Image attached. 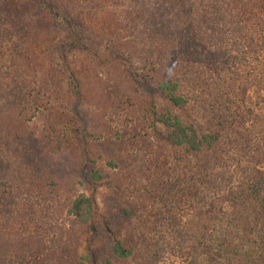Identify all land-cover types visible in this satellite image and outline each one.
I'll list each match as a JSON object with an SVG mask.
<instances>
[{
	"label": "trees",
	"instance_id": "16d2710c",
	"mask_svg": "<svg viewBox=\"0 0 264 264\" xmlns=\"http://www.w3.org/2000/svg\"><path fill=\"white\" fill-rule=\"evenodd\" d=\"M115 5L130 10L116 20ZM145 89L166 103H148L156 136L183 149V176L197 177L176 189L159 165H140L153 199L175 190L197 201L186 219L161 216L148 230L149 184L123 198L117 174L101 209L106 169L89 168L91 154L121 165L104 133ZM79 175L93 193L70 190ZM61 212L73 229L51 236L46 218ZM134 246L145 264L165 253L264 264V0H0V264H122Z\"/></svg>",
	"mask_w": 264,
	"mask_h": 264
},
{
	"label": "rangeland",
	"instance_id": "374dc122",
	"mask_svg": "<svg viewBox=\"0 0 264 264\" xmlns=\"http://www.w3.org/2000/svg\"><path fill=\"white\" fill-rule=\"evenodd\" d=\"M126 2V1H125ZM124 3V2H122ZM112 11V14L115 16L116 20L120 18V16L123 15V11L126 9H129L127 7H121L120 5H115V6H109ZM109 8V9H110ZM130 10V9H129ZM117 22V21H116ZM116 28L121 27V25L117 22L115 25ZM129 36V34H128ZM130 39L136 40L137 43V38L130 33ZM128 37V38H129ZM127 38V39H128ZM143 67L140 65H136L132 70L136 72V74H142L148 71V69L143 70ZM136 70V71H135ZM146 74V73H145ZM136 89L137 87L134 86ZM151 91L149 89H145L143 93V100L140 101V105L137 106L138 104L133 105L131 107L130 105H126L125 110L119 111V116L115 117L113 120H111V132L104 133L105 137L109 136V138L114 142L116 141L118 143L117 149L120 154V158L117 159V161L121 162V165L117 168H110L104 164V158L99 159L98 154H91L90 157L91 159L93 158L95 163H90L89 168L95 170V169H101L105 168L106 169V174L104 177V181L101 186H99V189L96 193L97 196V202L101 205V209H103V204L105 201H109L110 198H112V189L114 188V185L112 183L114 180H118L116 175L122 176V180L119 181V184L121 186V197L123 198H131L138 192L135 191L136 187H138L139 183H142L143 185L148 186V191L150 192L151 195V200L149 202V205L147 206L148 208V214L146 215V218L144 222L142 223V228L143 230L152 228L156 224V220L159 219L161 216L162 217H182L183 219H186L187 217L190 216V213L195 210V207H192V204L196 205L197 201L193 200V198H190V201H184L185 200V195L181 194V191L176 192L175 190H171V193H168V195H165L164 197L167 198V201H161L153 199L152 195H158L155 194L156 191H153L152 188H154L153 185H155V182L152 183V180L150 181L149 179L146 180L145 175L138 169H140V165L142 163H152V164H157L160 166V171H165L164 177L168 176L170 174L172 179H178V180H166V186L170 187V182H172V188H179L183 186L185 183L188 185L194 184L193 182H197V177H193V180H186L183 176V173H185V170L182 168L185 166V157H186V152L183 149L180 148H174L170 145H168L165 141V143L162 141V139H158V137L155 134V123H154V116H153V107H149L148 103H150V100H153L154 102L157 101L158 103L156 104L158 107H165L166 103L164 102H159L158 100L161 101V99L155 95L156 97H152L150 99V93ZM93 94V92H92ZM100 95V94H99ZM99 95L94 99L92 95V104L94 105L93 110H97L99 112L98 106L95 102V100L99 99ZM154 96V95H153ZM160 103V104H159ZM130 104V103H129ZM149 107L150 111L147 110ZM133 108V110L131 109ZM145 110V111H144ZM136 112V113H135ZM105 122V121H103ZM158 126V132L162 131V128H160V125L157 124ZM67 128L61 127V130H66ZM112 133V135H111ZM111 135V136H110ZM149 138L151 143L148 144L146 143V139ZM116 149V150H117ZM103 155H106L105 152L102 153ZM135 156H138V160H135ZM89 157V159H90ZM106 160V159H105ZM194 160H197L196 158L193 159L191 158L192 163ZM147 161V162H145ZM89 162V161H88ZM152 172L155 174V172L158 170L156 166H152ZM220 173H225V171H219ZM152 173V174H153ZM42 176V175H41ZM147 177L150 176V179L153 178L154 175H146ZM234 177V176H233ZM42 178V177H41ZM115 178V179H114ZM167 178V177H165ZM114 179V180H112ZM184 179V180H182ZM40 180V179H39ZM168 181V182H167ZM73 184H71L70 190H76L78 189L80 192H83L85 194H91L93 193V189H89L88 185H85L82 177H76L74 180H72ZM150 182V183H149ZM134 185V186H133ZM117 187V185H115ZM45 193V192H42ZM40 193V194H42ZM40 194L38 196H35L34 200H38V202L43 206L44 204V199L45 197L42 196L40 197ZM56 196V195H55ZM120 197V198H121ZM122 198V200H123ZM43 209V208H42ZM36 210L37 215L39 219H42L44 222V215L43 210ZM42 210V211H41ZM171 213H168V212ZM52 217L48 216L46 219L48 220L49 228L52 229L53 233L50 234L51 236L54 235V233L59 230L58 225L64 226V229L71 230L73 229V218L68 216L65 212L58 213L53 220ZM167 229L172 228L171 225L164 224V226ZM72 233V231H71ZM168 232L165 231L163 234L166 235ZM78 236V235H76ZM76 236H73L72 239H76ZM80 245L78 247V258L80 260H85L82 258V256H85L86 254V249H85V241L84 238L80 240ZM127 243L129 245H137L135 244L133 240H128ZM167 244L165 240H161L156 243L155 248H161L165 247L167 250L170 249L169 246L163 245ZM134 246V247H135ZM138 247H135V255H132L129 259L124 260L122 264H145L146 261L142 257L141 253L138 252ZM146 259H148V255H146ZM159 264H185V262L182 260L181 257H179L178 254H168L165 253L163 259H160ZM153 262L149 263L152 264Z\"/></svg>",
	"mask_w": 264,
	"mask_h": 264
}]
</instances>
